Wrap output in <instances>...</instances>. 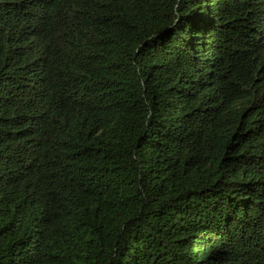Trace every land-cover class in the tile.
I'll return each instance as SVG.
<instances>
[{
    "label": "trees",
    "instance_id": "trees-1",
    "mask_svg": "<svg viewBox=\"0 0 264 264\" xmlns=\"http://www.w3.org/2000/svg\"><path fill=\"white\" fill-rule=\"evenodd\" d=\"M173 2L0 0V264H264V0Z\"/></svg>",
    "mask_w": 264,
    "mask_h": 264
},
{
    "label": "rangeland",
    "instance_id": "rangeland-1",
    "mask_svg": "<svg viewBox=\"0 0 264 264\" xmlns=\"http://www.w3.org/2000/svg\"><path fill=\"white\" fill-rule=\"evenodd\" d=\"M178 1H179V0H174V2H173V7H174V6L177 7V5H178ZM175 7H174V8H175ZM171 19H172V15H171Z\"/></svg>",
    "mask_w": 264,
    "mask_h": 264
},
{
    "label": "bare ground",
    "instance_id": "bare-ground-1",
    "mask_svg": "<svg viewBox=\"0 0 264 264\" xmlns=\"http://www.w3.org/2000/svg\"><path fill=\"white\" fill-rule=\"evenodd\" d=\"M175 7V6H174ZM175 9V8H174Z\"/></svg>",
    "mask_w": 264,
    "mask_h": 264
}]
</instances>
